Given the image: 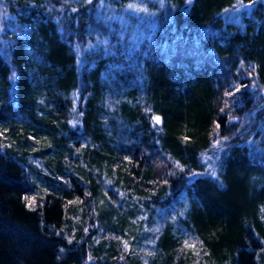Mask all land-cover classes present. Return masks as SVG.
<instances>
[{"label":"trees","instance_id":"obj_1","mask_svg":"<svg viewBox=\"0 0 264 264\" xmlns=\"http://www.w3.org/2000/svg\"><path fill=\"white\" fill-rule=\"evenodd\" d=\"M146 1L0 0V264H264V0Z\"/></svg>","mask_w":264,"mask_h":264},{"label":"snow or ice","instance_id":"obj_2","mask_svg":"<svg viewBox=\"0 0 264 264\" xmlns=\"http://www.w3.org/2000/svg\"><path fill=\"white\" fill-rule=\"evenodd\" d=\"M235 90H236V91H239V90H240V86L237 85ZM234 94H235L234 92H227V93H226V95H229V96L234 95ZM221 111H223V109H221ZM154 119H155V121H156L157 123H159L161 118H160L159 116H155ZM217 127H219V125H217ZM185 139H187V138H185ZM223 139L226 140L227 137H224ZM221 143H222V140H220V139H218V140L216 141V144H217V145H220ZM213 174H214V173H213ZM25 200L29 201V205H28V206L31 207V204L35 201V197H31V198L25 197ZM184 243H185V245L188 246V247H193V248L195 247V244H189L187 240H185Z\"/></svg>","mask_w":264,"mask_h":264},{"label":"rangeland","instance_id":"obj_3","mask_svg":"<svg viewBox=\"0 0 264 264\" xmlns=\"http://www.w3.org/2000/svg\"><path fill=\"white\" fill-rule=\"evenodd\" d=\"M140 1H142L141 3H147V1L146 0H140ZM145 4H143V5H141V6H136V4H130V3H128L126 6H125V9L126 8H131L132 10H135V8L137 9V8H144L145 7ZM124 16V15H123Z\"/></svg>","mask_w":264,"mask_h":264}]
</instances>
